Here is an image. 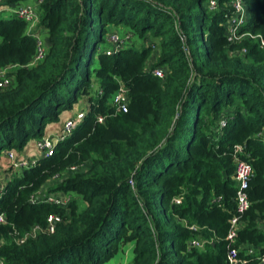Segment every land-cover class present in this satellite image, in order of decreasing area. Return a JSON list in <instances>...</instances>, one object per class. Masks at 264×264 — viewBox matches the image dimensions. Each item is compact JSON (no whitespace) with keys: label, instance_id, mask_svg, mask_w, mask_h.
<instances>
[{"label":"trees","instance_id":"1","mask_svg":"<svg viewBox=\"0 0 264 264\" xmlns=\"http://www.w3.org/2000/svg\"><path fill=\"white\" fill-rule=\"evenodd\" d=\"M209 1L42 0L38 28L48 39L35 65L37 41L27 23L0 19V71L16 67L11 87L0 90V159L43 138L79 98L88 107L51 156L10 172L0 187L5 264H108L129 245V264H230L231 250L240 264H261L264 0H244L242 32L253 38L239 43L226 36L232 0H218L216 10ZM120 28L141 45L101 52L109 31ZM121 86L127 112L114 101ZM237 160L252 167L242 215ZM57 194L69 196L67 203L48 201ZM52 215L61 217L54 233L17 243ZM195 240L204 247L192 246Z\"/></svg>","mask_w":264,"mask_h":264},{"label":"built area","instance_id":"2","mask_svg":"<svg viewBox=\"0 0 264 264\" xmlns=\"http://www.w3.org/2000/svg\"><path fill=\"white\" fill-rule=\"evenodd\" d=\"M10 0H0V15L2 14H10V16L14 15L18 18L24 20L27 23V33L34 37L37 41V53L33 61V65L40 63L43 61L46 55V47L45 42L41 35L36 31L40 21L39 14V6L42 0H37V4L34 5H15L12 6L8 4ZM231 6L233 9L232 15L228 18L226 23V36L229 42L231 43H239L244 39H252L253 37L248 33H243L242 28L246 25L249 19V13L247 10V6L244 3V0H232ZM208 7L210 10H216L218 7V0H210ZM10 12V13H9ZM108 40L111 41V44H115V48L107 51L108 55H111L116 51V49L123 45V40L112 33V35L107 36ZM127 39L129 37H126ZM262 46H264V40H261ZM16 67H9L0 71V90L11 87L13 84V79L9 74L11 71H14ZM155 75L159 78L164 76V72L162 70H156ZM128 89L124 86L120 87L119 92L116 94L114 101L118 106V110L122 112H127L128 105ZM85 117V111L77 115L75 119H69L65 122L63 132L56 140L53 137L45 136L35 142V148L39 152V157L44 155L49 157L53 154L56 142L61 139H64L65 136L71 134L75 129L78 122L82 121ZM103 117H99V122H104ZM222 127H225V122L221 123ZM240 150V149H238ZM5 157L10 162V168L14 172L22 171L30 167H34L37 165V158H28V159H20L18 160L14 151L9 150L5 153ZM75 170V169H72ZM252 177V167L243 161H238L236 163V174L235 179L238 183V193H237V212L242 215L250 208V201L248 196L249 189V181ZM2 198L1 190H0V199ZM55 198H48L49 202H54L60 204L58 201L54 200ZM181 201L178 200L177 204H180ZM239 219L237 216L231 221V231L228 239L234 240L236 233L239 227ZM4 222V217H0V223ZM61 222V217L58 215H52L48 218L47 225L45 227L37 226L30 233L26 234V236L18 241L17 243H24L29 239H34L40 234H52L56 229V225ZM192 230H196L195 227L191 228ZM2 243L0 242V245ZM205 245L202 241H193L192 246L197 248H203ZM249 254H253V250L248 251ZM228 261L230 264H240L241 260L238 256V252L235 250H231L228 253ZM260 263L264 264V256L260 258ZM0 264H5L4 259L0 258Z\"/></svg>","mask_w":264,"mask_h":264},{"label":"rangeland","instance_id":"3","mask_svg":"<svg viewBox=\"0 0 264 264\" xmlns=\"http://www.w3.org/2000/svg\"><path fill=\"white\" fill-rule=\"evenodd\" d=\"M31 3V1H29ZM11 16L8 15L7 13L0 15V19H8ZM36 31L41 35V37L43 38L44 42L47 41L46 37L44 35V32L37 28ZM113 31V29H112ZM115 35H118V37H120L121 40L124 39L123 41V45L129 44V43H134L136 45H141L139 40L134 37L131 36L130 37V42H128L129 40L126 38L128 35H130L131 33H129L127 30L124 29H117V31L115 33H113ZM112 35L111 30L108 33V36ZM111 41L108 40V37L105 38L103 43H100V51H109L115 48V44H111ZM158 58V52H156L150 62V65H152L153 63L156 62ZM12 72V71H11ZM87 103H86V98H79L78 100V104L74 105L73 109L70 111H63L61 114V120L59 123H53V124H49L46 127V131L48 130V132H45V136H50L53 137L54 140H56L55 138L59 137L61 135V133L63 132V128H64V124L67 120L69 119H75L77 117V115H79L80 113L84 112L87 110ZM52 127V128H51ZM44 136V137H45ZM35 142L36 140H30V143L27 145L26 149L22 152L19 153L15 150H13L18 158V160L20 159H28V158H36L38 157L40 154L39 152L36 150L35 148ZM7 151H2L1 152V159H0V183H2L4 181V179L6 178V176H8L10 174V172H13V170L10 168V162L9 160L5 157V153ZM11 170V171H10ZM56 185V181H53L52 183L48 184L43 191H41L38 194V197H45L48 194V190L55 187ZM51 198H55L54 200L58 201L60 204H66L69 196H64L61 194H57V195H51ZM81 204V209H84L85 205L82 202L81 199L78 200ZM133 260V245H129L126 248H124L123 252L120 253L118 256H116L110 263L108 264H129L131 261Z\"/></svg>","mask_w":264,"mask_h":264},{"label":"crops","instance_id":"4","mask_svg":"<svg viewBox=\"0 0 264 264\" xmlns=\"http://www.w3.org/2000/svg\"><path fill=\"white\" fill-rule=\"evenodd\" d=\"M29 1H31V3L29 2ZM37 4V0H28V1H26V2H22V3H19L18 5H36ZM10 13V12H9ZM8 15H10V14H8ZM43 32H44V35H45V37H46V40L48 39V34H47V32L45 31V30H43V29H41ZM117 31V29H113V31L111 30V33H115ZM52 128V127H51ZM46 132H48V130L46 131ZM39 157V156H38ZM37 158V157H36ZM8 177H9V175L8 176H6V178L4 179V181L2 182V183H0V187H2V186H4V184L6 183V181L8 180Z\"/></svg>","mask_w":264,"mask_h":264}]
</instances>
